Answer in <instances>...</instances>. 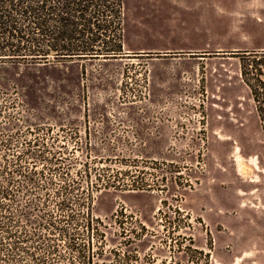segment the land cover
<instances>
[{
    "label": "rangeland",
    "instance_id": "obj_1",
    "mask_svg": "<svg viewBox=\"0 0 264 264\" xmlns=\"http://www.w3.org/2000/svg\"><path fill=\"white\" fill-rule=\"evenodd\" d=\"M124 25L127 54L81 61L75 100L0 86V264H130L160 237L176 264H264V134L240 77L264 0H124Z\"/></svg>",
    "mask_w": 264,
    "mask_h": 264
},
{
    "label": "trees",
    "instance_id": "obj_2",
    "mask_svg": "<svg viewBox=\"0 0 264 264\" xmlns=\"http://www.w3.org/2000/svg\"><path fill=\"white\" fill-rule=\"evenodd\" d=\"M124 38V0H0V86L22 91L26 107L75 100L88 88L81 61L124 57ZM241 51L240 77L264 134V51Z\"/></svg>",
    "mask_w": 264,
    "mask_h": 264
},
{
    "label": "flooded vegetation",
    "instance_id": "obj_3",
    "mask_svg": "<svg viewBox=\"0 0 264 264\" xmlns=\"http://www.w3.org/2000/svg\"><path fill=\"white\" fill-rule=\"evenodd\" d=\"M132 239H135V238H132ZM161 240H164V238L160 237L157 239V241L148 240L147 243H149V244H148L146 249L144 248L145 250H142V252H140L139 246L136 249L135 243L132 242V243H134V246L132 247V250L129 251L131 254L130 258L128 259L129 263L130 264H139V260H141V254H142V256H146L145 257L146 261L144 262L145 264H152L153 261H156V260H158V262L164 261L165 264H167V263L176 264V261L179 259V257L178 256H171L170 253H173V251L171 252L169 249L167 250L168 247H166V249H165V244L160 243ZM172 241H174V243H175V245H174V247H175L174 251L175 252L173 254L177 255L178 253H180L177 251V249L179 248V246L181 247L182 245L180 244L178 237H175ZM156 243L159 244L160 250H158L155 247ZM212 243H214V241ZM212 256H213V254L210 255V259L212 258ZM171 258H174V261L170 262Z\"/></svg>",
    "mask_w": 264,
    "mask_h": 264
},
{
    "label": "crops",
    "instance_id": "obj_4",
    "mask_svg": "<svg viewBox=\"0 0 264 264\" xmlns=\"http://www.w3.org/2000/svg\"><path fill=\"white\" fill-rule=\"evenodd\" d=\"M218 253H219L218 259H219L220 261L227 262V255L224 254L223 251H220V252H218ZM239 257L241 258V261H243L245 258H248V257H249V254H248L247 251H242V253H241V255H240ZM259 259L261 260V262L264 263V253H261V254H260V258H259ZM219 260H218V261H219Z\"/></svg>",
    "mask_w": 264,
    "mask_h": 264
},
{
    "label": "bare ground",
    "instance_id": "obj_5",
    "mask_svg": "<svg viewBox=\"0 0 264 264\" xmlns=\"http://www.w3.org/2000/svg\"><path fill=\"white\" fill-rule=\"evenodd\" d=\"M236 152V151H235ZM236 159H237V166H238V170L243 173L242 171V165H241V162H240V159H239V154H236ZM239 263V258L236 259L235 261V264H238Z\"/></svg>",
    "mask_w": 264,
    "mask_h": 264
}]
</instances>
